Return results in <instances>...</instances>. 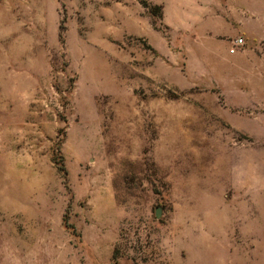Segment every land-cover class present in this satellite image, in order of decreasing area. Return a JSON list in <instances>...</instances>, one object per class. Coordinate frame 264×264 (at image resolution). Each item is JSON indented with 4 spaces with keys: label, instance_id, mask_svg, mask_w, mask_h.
<instances>
[{
    "label": "rangeland",
    "instance_id": "rangeland-1",
    "mask_svg": "<svg viewBox=\"0 0 264 264\" xmlns=\"http://www.w3.org/2000/svg\"><path fill=\"white\" fill-rule=\"evenodd\" d=\"M0 264H264V0H0Z\"/></svg>",
    "mask_w": 264,
    "mask_h": 264
},
{
    "label": "built area",
    "instance_id": "built-area-1",
    "mask_svg": "<svg viewBox=\"0 0 264 264\" xmlns=\"http://www.w3.org/2000/svg\"><path fill=\"white\" fill-rule=\"evenodd\" d=\"M244 45V40L242 38L236 39L234 41V45L233 47L230 49L231 53H235V51L237 50L238 47L243 46Z\"/></svg>",
    "mask_w": 264,
    "mask_h": 264
},
{
    "label": "water",
    "instance_id": "water-1",
    "mask_svg": "<svg viewBox=\"0 0 264 264\" xmlns=\"http://www.w3.org/2000/svg\"><path fill=\"white\" fill-rule=\"evenodd\" d=\"M160 215H161V210L157 209V216L160 217Z\"/></svg>",
    "mask_w": 264,
    "mask_h": 264
}]
</instances>
